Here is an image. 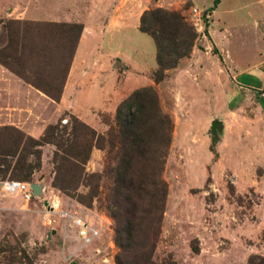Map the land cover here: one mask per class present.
I'll list each match as a JSON object with an SVG mask.
<instances>
[{
	"label": "rangeland",
	"instance_id": "374dc122",
	"mask_svg": "<svg viewBox=\"0 0 264 264\" xmlns=\"http://www.w3.org/2000/svg\"><path fill=\"white\" fill-rule=\"evenodd\" d=\"M219 1L215 6L212 0H204L203 5H210L214 12L202 8L209 14L202 25L195 24L190 14L193 5L202 7L201 0H159L148 8L177 11L194 32L188 54L166 69L159 82L152 80L154 70L134 71L112 59L119 73L116 80L111 72L106 73L96 77L93 85L87 84L91 86L87 91L66 97L63 105L76 108L83 119L92 114L100 126L94 130L103 135L102 147H93L84 165L86 173L98 174L97 195L88 202L85 186L72 191L51 186L54 146H30L40 152L39 166L30 169V182L41 184L43 192L25 202L19 194L0 190V264H116L118 248L107 199L119 148L114 111H106L117 92L123 99L148 86L170 120L169 143L159 174L165 195L158 225L151 213L142 216V221L133 222V239L152 238L155 262L264 264V112L258 99L236 89L232 79L234 63L246 68V60L264 61V0ZM78 5L79 16L89 11L88 0H78ZM60 6L66 4L49 1L45 12L40 0H0V63L43 95L41 89L58 93L80 24L60 19L62 11L60 18H50ZM215 25L223 41L230 39L228 45L211 35ZM140 36L145 40L140 45L142 52L132 46L127 49L133 52L135 63L154 68L153 42L144 33ZM43 98L0 99V104L20 107L0 114V127L22 131L16 123L26 114L36 113L34 118L46 121L45 126L64 122L73 114L59 109L50 97ZM213 121L218 124L212 131ZM6 133L0 130L1 144L10 141ZM163 140V135L158 136L152 143L157 146ZM25 162L33 164L34 156L28 154ZM5 178L12 177L0 174V181ZM52 192L63 206L77 210L100 228V240L93 249L82 246L62 220L45 224L42 200ZM147 207L150 211L151 206Z\"/></svg>",
	"mask_w": 264,
	"mask_h": 264
},
{
	"label": "trees",
	"instance_id": "16d2710c",
	"mask_svg": "<svg viewBox=\"0 0 264 264\" xmlns=\"http://www.w3.org/2000/svg\"><path fill=\"white\" fill-rule=\"evenodd\" d=\"M217 1L213 0L214 5ZM77 27L78 35L81 24ZM138 28L153 40L156 68L152 80L159 82L166 69L188 54L194 32L177 11L162 8L144 10L139 17ZM63 82L64 79L56 95L41 90L58 101ZM114 125L119 150L107 209L114 222L113 239L118 248L115 263L176 264L172 259L152 260V238L137 241L132 237L133 222L142 221V216L151 213L152 221L158 225L165 195L164 182L159 174L165 157L164 148L169 143L170 120L161 112L155 91L149 86L141 87L121 99L114 110ZM0 130L10 136L8 143H0V174L8 173L12 179L30 182V169L39 166L40 155L38 149L30 150V146L52 144L51 186L60 191L85 186L88 190L84 197L88 202L97 195L98 174L86 173L84 165L91 149L102 147L103 135L77 116L68 114L64 122L46 125L38 138L26 135L15 127L3 126ZM162 135L163 143L157 146L152 143ZM28 154L34 156L33 164L25 162ZM148 205L151 206L150 211Z\"/></svg>",
	"mask_w": 264,
	"mask_h": 264
},
{
	"label": "crops",
	"instance_id": "0c3cea01",
	"mask_svg": "<svg viewBox=\"0 0 264 264\" xmlns=\"http://www.w3.org/2000/svg\"><path fill=\"white\" fill-rule=\"evenodd\" d=\"M49 1L52 0H40V4L43 5L45 12H47V3ZM54 1L56 4L63 3L66 6H60L56 14L50 16V18H60L58 14L62 11L64 17L60 19L81 24V30L76 37L71 62L56 105L59 109L72 112L93 129H98L100 126H97L98 122L92 114L89 115L88 120L83 119L76 108L64 106L63 101L66 97L75 96L79 91L82 93L87 88V84L93 85V82L98 76H104L106 73L111 72L116 80L117 74L119 73L112 66V59L124 64L127 68L134 69V71L150 72L156 68L154 43V68H146L143 64L135 63L133 61L134 54L127 49V46L135 47V52H142L143 49L140 48V45L141 43L144 44L145 40L143 36H140L144 32L138 28L139 17L144 10L152 7L159 0H88L89 11L81 16H79L78 0ZM185 1L192 3V0ZM201 2L202 7L200 8L192 5L199 9L209 8L212 13L214 12L213 7H210V5L206 7L203 5L204 0H201ZM219 2L218 0L215 6ZM215 27L216 25L211 27V35L223 45H228L230 39L226 38L223 41L217 29H213ZM147 44L149 46V42ZM246 61L249 63L246 64L248 65L246 68L240 67L236 63L232 66L233 84L236 89L251 92L258 99V103L264 112V61L258 62L255 59ZM41 94L38 89L25 83L16 73L0 63V99L10 100L18 98L23 100L30 97L38 99H44L43 97L49 98ZM118 95L119 93L117 92L111 98V108L106 111L107 113L114 111L121 99ZM86 107L89 110L92 108L88 105ZM11 109H20V107L11 106L9 103L0 104V114L11 113ZM32 114L33 116H27L26 114L24 119L22 118L16 124L26 134L37 138L42 133L46 121H40L41 118L39 116L35 119L34 116L37 114ZM99 240L98 236L89 244L90 248L92 247L93 249V245L99 243Z\"/></svg>",
	"mask_w": 264,
	"mask_h": 264
},
{
	"label": "built area",
	"instance_id": "2783aa9c",
	"mask_svg": "<svg viewBox=\"0 0 264 264\" xmlns=\"http://www.w3.org/2000/svg\"><path fill=\"white\" fill-rule=\"evenodd\" d=\"M190 14L194 18L195 24L199 25L204 24L209 17L206 9H198L196 7L190 8ZM0 190L2 193L8 195L19 194L25 202L31 201L35 197L28 181L5 178L0 181ZM41 192H43L42 187ZM43 199L47 202L46 207L42 205L46 225L53 224L55 218L62 220L74 232L82 246L91 244L99 236L100 228L94 223L89 222L77 210L63 206L57 194L52 192Z\"/></svg>",
	"mask_w": 264,
	"mask_h": 264
},
{
	"label": "water",
	"instance_id": "95a60500",
	"mask_svg": "<svg viewBox=\"0 0 264 264\" xmlns=\"http://www.w3.org/2000/svg\"><path fill=\"white\" fill-rule=\"evenodd\" d=\"M218 124V121H213L211 123V130L213 131L214 130V127ZM29 186L30 188L32 189V193L34 196H39V194L41 193V184L39 183H36V182H29ZM42 205L44 207L47 206V202L46 200H42Z\"/></svg>",
	"mask_w": 264,
	"mask_h": 264
}]
</instances>
